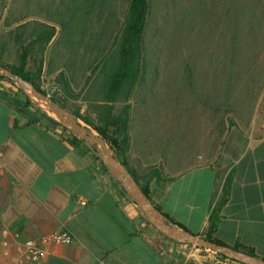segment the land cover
Wrapping results in <instances>:
<instances>
[{"label": "crops", "instance_id": "1", "mask_svg": "<svg viewBox=\"0 0 264 264\" xmlns=\"http://www.w3.org/2000/svg\"><path fill=\"white\" fill-rule=\"evenodd\" d=\"M197 77L187 87L180 119L179 89L154 101L149 97L158 83L148 77L135 90L130 165L138 174L160 170L150 182L154 202L198 234L207 232L227 185L214 236L264 258V83L241 93L237 79L201 83ZM143 86L149 90L141 95ZM28 112L0 98V234L8 228L24 241L70 229L74 241L47 246L44 264H96L99 257L109 264H178L159 250L157 229L121 197L111 174L41 113ZM194 116L200 121L196 136L184 132L176 141L178 126L185 121L186 130Z\"/></svg>", "mask_w": 264, "mask_h": 264}, {"label": "trees", "instance_id": "2", "mask_svg": "<svg viewBox=\"0 0 264 264\" xmlns=\"http://www.w3.org/2000/svg\"><path fill=\"white\" fill-rule=\"evenodd\" d=\"M114 1L27 0L18 15L11 14L5 19V26L8 28L5 33L16 47L15 62L3 63L0 60V64L30 80L46 94H50L45 88V83L48 81L46 74L53 73L54 76L49 83L53 84L54 92L50 96L106 140L115 150L117 157L127 165L141 189L163 211L154 202L150 187L154 177H161L160 170L155 167L138 174L130 165L128 157L131 145V100L135 90L148 82L150 63L147 57L146 39L153 0H128L122 19L117 17ZM259 13L256 11V15ZM26 18L29 19L10 28L14 22ZM59 33L63 34L64 38L66 36L71 53L66 56L56 72L47 53L50 44L57 39ZM240 52L241 50L237 56ZM238 60L237 57L233 62L236 66ZM20 94L23 100L19 98ZM0 98L9 101L21 113L29 114V108L41 113L53 125L60 128L67 141L99 161L104 170L110 174L102 159L96 156L83 140L42 108L33 104L11 78L2 74H0ZM83 106H86L84 111H82ZM115 182L119 192L136 204L122 184L117 180ZM227 193V185H225L223 196L217 202L210 217V226L207 232L202 234L219 244H226L215 237L214 232L218 227L220 211L226 202ZM165 215L175 221L167 213ZM144 220L152 225L145 218ZM157 232L169 239L158 230ZM233 247L257 255L250 247L238 244ZM158 248L167 255L162 244H159ZM198 248L208 250L203 247ZM214 253L220 259L243 264L223 254Z\"/></svg>", "mask_w": 264, "mask_h": 264}, {"label": "rangeland", "instance_id": "3", "mask_svg": "<svg viewBox=\"0 0 264 264\" xmlns=\"http://www.w3.org/2000/svg\"><path fill=\"white\" fill-rule=\"evenodd\" d=\"M26 2L0 0V60L3 63H13L16 59V47L5 33L8 30L5 19L11 14L18 15ZM127 4L128 0L113 2L119 19L124 16ZM256 11L260 12L259 15H256ZM28 19L14 22L10 28ZM146 40L150 63L148 77L149 80L156 79L158 83L157 94L153 93L154 97L148 94V97L162 101L168 89L172 94H177L179 89L175 102L179 119L185 106L181 102L190 95L188 85L191 81L195 83L197 75L201 77V83L214 81L215 77L221 76L224 83L237 79L241 93L249 91L248 87L264 83V0H153ZM239 50L241 52L237 56ZM70 53L66 36L64 38L59 33L47 53L56 72ZM237 57L239 60L235 67L233 62ZM52 76L53 73L46 74L48 81L45 88L50 94L54 92L53 84L49 83ZM149 86H143L139 94H147ZM19 98L24 99L21 94ZM155 105L157 108L159 104ZM197 116L189 119L186 130H183L185 121L181 122L176 129V141L185 135L184 132L196 136L194 134L199 131L197 126H200ZM82 123L98 134L91 126ZM160 237L163 239L160 244L165 247L167 255L175 258L178 264H239L220 259L213 251L195 245H167L166 240L169 239L162 235Z\"/></svg>", "mask_w": 264, "mask_h": 264}, {"label": "water", "instance_id": "4", "mask_svg": "<svg viewBox=\"0 0 264 264\" xmlns=\"http://www.w3.org/2000/svg\"><path fill=\"white\" fill-rule=\"evenodd\" d=\"M22 23V22H20ZM19 23V24H20ZM0 74L11 78L30 98L33 104L39 106L50 116L58 120L70 132L83 140L93 153L102 159L111 176L119 181L135 201L143 217L159 232L178 243L192 244L223 254L243 264H264V258L241 251L226 244H219L196 234L171 220L141 189L136 178L116 155L115 150L99 134H95L83 121L77 118L69 109L55 101L49 94L39 90L30 80L0 64Z\"/></svg>", "mask_w": 264, "mask_h": 264}, {"label": "built area", "instance_id": "5", "mask_svg": "<svg viewBox=\"0 0 264 264\" xmlns=\"http://www.w3.org/2000/svg\"><path fill=\"white\" fill-rule=\"evenodd\" d=\"M96 163L98 168L104 170L99 161ZM121 197L125 196L121 194ZM0 235V264H44L47 246L68 245L75 239L73 232L67 228L45 234L38 239L27 238L24 241H19L18 233H12L8 228H2ZM96 264L109 263L105 258L99 257Z\"/></svg>", "mask_w": 264, "mask_h": 264}]
</instances>
